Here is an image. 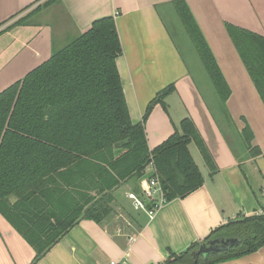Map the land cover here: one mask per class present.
<instances>
[{"label": "trees", "instance_id": "16d2710c", "mask_svg": "<svg viewBox=\"0 0 264 264\" xmlns=\"http://www.w3.org/2000/svg\"><path fill=\"white\" fill-rule=\"evenodd\" d=\"M55 1L46 0L12 21L0 35L27 24L31 15ZM173 6L225 109L231 91L215 58L185 1L175 0ZM225 29L264 105V36L230 24ZM120 55L115 20L104 17L0 92V215L33 249L31 264L40 261L79 221L101 225L110 219L114 192L145 177L150 161L166 202L182 199L203 185L189 144H195L210 175L217 170L189 118L149 150L145 122L154 106L166 110L164 100L174 87L158 92L141 122L133 124L116 66ZM241 137L247 158L259 156L248 126ZM132 188L136 191L135 185ZM219 237L238 242L223 252L199 257L195 264H225L257 252L264 246V214L238 215L205 241ZM200 244L170 253L162 264H194L192 254Z\"/></svg>", "mask_w": 264, "mask_h": 264}, {"label": "crops", "instance_id": "0c3cea01", "mask_svg": "<svg viewBox=\"0 0 264 264\" xmlns=\"http://www.w3.org/2000/svg\"><path fill=\"white\" fill-rule=\"evenodd\" d=\"M45 1L0 0V24L6 22L0 31ZM174 1L58 0L31 15L27 24L0 35L2 92L86 32L94 21L113 17L121 44L116 66L131 122L140 123L148 103L169 85L174 90L166 98L175 95L181 107L180 116L174 118L168 103L166 110L161 105L153 107L144 125L149 150L189 118L217 169L211 175L208 169L205 175L199 170L203 185L182 199L167 202L151 219L142 212L133 216L125 211L131 223L123 228L112 227L114 215L101 225L79 221L36 264H162L170 253L179 254L193 243L204 242L213 230L238 215L264 214V105L225 29L230 24L264 36V0H184L230 88L225 107L237 132L238 151L222 135L181 53L178 39L183 32L189 36ZM246 126L253 134L252 146L260 151L254 159L247 158L241 137ZM245 170L256 175L257 187L249 184ZM34 256L33 249L0 215V264H31ZM225 264H264V246Z\"/></svg>", "mask_w": 264, "mask_h": 264}, {"label": "rangeland", "instance_id": "374dc122", "mask_svg": "<svg viewBox=\"0 0 264 264\" xmlns=\"http://www.w3.org/2000/svg\"><path fill=\"white\" fill-rule=\"evenodd\" d=\"M180 25L181 24L179 23V27ZM180 28L182 29V27ZM178 41H179V45L181 46V50H182L181 53L183 54L185 62L188 65L187 67L191 71V74L197 79V81H199L198 86L201 90V94L203 95L207 103L211 105L213 109L212 113L215 115L217 121L219 122L218 123L220 125L219 129L222 135L228 136L229 137L228 141L229 142L232 141V146L234 147V149L237 148V151H238L240 148L237 146L239 142H237V135H236L237 132L235 130V126L233 122H230L229 120L227 109L226 108L223 109L218 104L217 96L214 92L212 84L210 83L209 78L207 77L200 63V60L198 59L195 53L193 45L190 42L187 35L185 34V32H183L182 36L179 37ZM164 102L169 104L170 114L173 118L180 116L178 115V113L181 112L180 111L181 107L175 95L171 96L168 99L165 98ZM177 130H178V126H177ZM188 150L194 162L196 163L198 169L201 170V172L205 175L207 168L195 144L194 143L189 144ZM247 168L248 167H246V169ZM245 171L247 172V170ZM148 175H149V171H146L145 177H147ZM145 177H143L141 180L135 181L134 184L122 185L114 192V197L118 202L114 201L115 203L114 212L112 214V216L113 215L114 216H113L112 221L110 220L113 223L112 227L114 224H118V226L123 228V227H127L128 222L131 223L128 220L127 215H125V211H128L133 216L138 215L139 211H134L131 201L127 198V193H132L136 195L137 197H139L140 195L139 193L142 189V184H143L142 182L146 180ZM247 178H248L249 184L253 188L258 186L257 183L259 182V180L257 179L256 175L248 174L247 172ZM260 181L262 180L260 179ZM132 185L136 186V191H134V189L132 188L133 187Z\"/></svg>", "mask_w": 264, "mask_h": 264}, {"label": "built area", "instance_id": "2783aa9c", "mask_svg": "<svg viewBox=\"0 0 264 264\" xmlns=\"http://www.w3.org/2000/svg\"><path fill=\"white\" fill-rule=\"evenodd\" d=\"M146 171H149V175L145 177L146 180H144L139 197L128 193L127 198L132 202L135 211L142 212L151 219L167 202L159 184L153 161L149 162ZM111 264L115 263L112 262Z\"/></svg>", "mask_w": 264, "mask_h": 264}, {"label": "water", "instance_id": "95a60500", "mask_svg": "<svg viewBox=\"0 0 264 264\" xmlns=\"http://www.w3.org/2000/svg\"><path fill=\"white\" fill-rule=\"evenodd\" d=\"M238 242L234 238H210L205 242H202L198 248L193 252L194 264L197 262L199 257H208L219 252H223L228 248L236 245Z\"/></svg>", "mask_w": 264, "mask_h": 264}]
</instances>
